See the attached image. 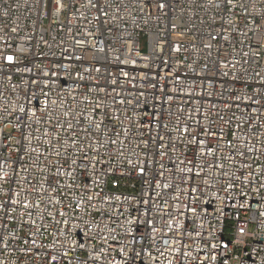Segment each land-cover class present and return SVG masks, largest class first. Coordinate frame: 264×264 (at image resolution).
Masks as SVG:
<instances>
[{"label":"built area","instance_id":"obj_1","mask_svg":"<svg viewBox=\"0 0 264 264\" xmlns=\"http://www.w3.org/2000/svg\"><path fill=\"white\" fill-rule=\"evenodd\" d=\"M0 264H264V0H0Z\"/></svg>","mask_w":264,"mask_h":264},{"label":"rangeland","instance_id":"obj_2","mask_svg":"<svg viewBox=\"0 0 264 264\" xmlns=\"http://www.w3.org/2000/svg\"><path fill=\"white\" fill-rule=\"evenodd\" d=\"M140 48H141L142 50H145V48H146V40H145L144 37H142V38L140 39Z\"/></svg>","mask_w":264,"mask_h":264},{"label":"snow or ice","instance_id":"obj_3","mask_svg":"<svg viewBox=\"0 0 264 264\" xmlns=\"http://www.w3.org/2000/svg\"><path fill=\"white\" fill-rule=\"evenodd\" d=\"M9 59H11V58H9Z\"/></svg>","mask_w":264,"mask_h":264}]
</instances>
